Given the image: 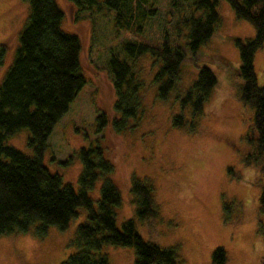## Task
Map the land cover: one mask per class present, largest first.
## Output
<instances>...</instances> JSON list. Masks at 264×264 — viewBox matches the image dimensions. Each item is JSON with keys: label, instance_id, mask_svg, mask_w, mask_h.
Segmentation results:
<instances>
[{"label": "rangeland", "instance_id": "374dc122", "mask_svg": "<svg viewBox=\"0 0 264 264\" xmlns=\"http://www.w3.org/2000/svg\"><path fill=\"white\" fill-rule=\"evenodd\" d=\"M215 1L218 22L212 36L193 55L187 54L176 86L165 99L158 98V84L153 81L158 64L148 54L133 64L127 61L141 83V114L116 133L111 121L119 116L113 110L116 97L106 65L110 54L125 56L121 52L125 41L158 45L166 37L182 43L187 32L184 22L190 13L199 16L200 12L194 9L193 0H150L154 15L144 21L141 31L120 30L114 38L111 18L109 23L92 13L76 18L75 8L67 0H56L63 12L62 30L79 40V65L86 83L55 123L43 163L63 185L76 191L82 169L79 150L99 146L113 168L107 178L121 197L115 210L117 228L132 220L144 241L173 250L180 264H212L216 248L223 249L224 264H261L262 160L256 148L253 110L240 100V60L234 44L236 39L254 38L255 32L250 23L235 16L225 0ZM27 15L28 0H0V83L13 60ZM201 67L212 72L216 86L202 112L192 118L190 107L181 108L180 99ZM253 70L257 85L264 86V42L253 54ZM101 113L108 123L99 130ZM179 115L184 127L172 124ZM29 137V131L21 128L7 137L5 145L30 157ZM103 177L87 191L95 205ZM133 179L151 189L156 215L145 221L135 216L130 193ZM85 219V210L78 208L64 230L49 227L42 238L35 236V226L26 233L0 236V264H61L75 252L71 241ZM100 254L109 264H135L131 247L104 245Z\"/></svg>", "mask_w": 264, "mask_h": 264}, {"label": "trees", "instance_id": "16d2710c", "mask_svg": "<svg viewBox=\"0 0 264 264\" xmlns=\"http://www.w3.org/2000/svg\"><path fill=\"white\" fill-rule=\"evenodd\" d=\"M67 1L75 8L76 18L83 13L101 15L108 23L111 18L114 38L120 30L141 31L144 21L154 15L150 0ZM225 1L235 16L250 23L255 32L254 38L236 39L234 44L240 60V100L253 110L256 148L262 160L259 206L264 212V86L257 85L253 70V54L264 42V0ZM193 5L200 15L192 12L184 22L187 32L182 43L170 42L166 37L158 45L125 41L121 44L124 58L118 53L108 57L106 65L116 97L113 110L119 116L111 121L114 132H122L129 120L141 114V83L132 68L135 59L148 54L158 64L153 81L158 84V98L165 99L176 86L187 54L193 55L212 36L218 22L216 1L193 0ZM62 19L63 12L56 0H28V15L19 32L13 60L0 83V236L26 233L35 226V236L42 238L49 227L64 230L77 215V209L83 208L86 219L76 227L71 241L75 252L61 264H109L100 254L104 245L131 247L135 264H180L173 250L144 241L132 220L122 222L117 228L115 210L121 197L116 185L107 178L113 168L99 146L79 150L82 169L76 191L71 185H63L60 177L50 173L43 163L47 139L55 123L86 83L79 65V40L62 30ZM215 86V76L208 68L201 67L196 80L180 99L181 108L189 106L192 118L198 116ZM97 121L99 130L108 123L103 113ZM172 124L184 127L182 115L176 116ZM21 128L30 133L27 141L32 151L30 157L5 145L7 137ZM99 176L104 177L95 205L87 191ZM130 193L139 221L156 215L148 186L133 179ZM211 261L224 264L222 248L213 250Z\"/></svg>", "mask_w": 264, "mask_h": 264}]
</instances>
